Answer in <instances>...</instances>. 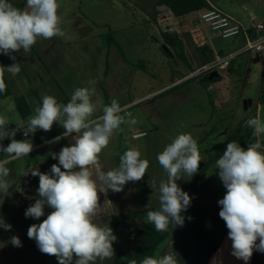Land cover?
Listing matches in <instances>:
<instances>
[{
	"label": "crops",
	"instance_id": "crops-1",
	"mask_svg": "<svg viewBox=\"0 0 264 264\" xmlns=\"http://www.w3.org/2000/svg\"><path fill=\"white\" fill-rule=\"evenodd\" d=\"M206 1L209 8H218L240 22L248 30L251 38L257 35L253 29L254 25L258 22L264 23V0ZM9 2L17 6L21 0H9ZM57 2L59 4L57 14L61 21L59 26L64 35L51 39L38 38L29 52L21 49L11 53L15 60L9 55L0 53V66L7 68L13 63L19 64L18 74L13 75L5 71L4 77L10 87V95H14V100L19 95L24 96L32 115H34V108L42 104L43 96L52 95L58 103L66 104L76 88L93 86L88 84L89 80L95 81L96 89L91 97L96 106L93 119L101 116L103 107L110 105L113 99L122 106L124 111L120 114L126 118L132 110L140 109L139 115L134 117L138 121L135 125L122 124L120 129L114 132L109 145L99 155V164L105 172L117 168L121 155L129 147H135L141 152V158L149 161V168L139 182H128L121 192L108 189L106 193H98L99 211L93 217L94 223L99 226H108L104 218L131 211L144 212L139 217H142V221L148 222L146 213L159 208V192L149 185L154 180L158 189L160 182L167 179V174L159 165L157 154L171 143L175 135L190 133L197 140L200 153L204 157L199 169L209 162L206 151L215 144L229 138L227 143L235 141L247 150L248 144L255 142L257 137L254 135V130L249 128L246 122L250 118H259V112L264 109V95L259 103L245 114L242 124L233 133L226 134L227 129L224 126L218 127L221 123L218 104L225 101L226 94L229 93L225 92L229 90L227 89L229 86L227 79L228 76L231 77L229 72L236 65L235 58L244 54L239 53L244 46L228 53L215 51L213 42L215 37H219L218 34L201 22L199 17L192 22L187 19L190 15L202 11L176 17L168 8L158 5V0H119L112 6L101 7L96 4L87 9L73 6L69 0L67 3L65 1L62 3L61 0ZM25 8L26 5L23 9ZM116 13L118 17H114L113 14ZM172 20L179 21V24L174 26ZM169 26L173 28V31L165 33L163 30ZM73 31L75 32L72 33ZM108 33L114 36L115 44L106 43L105 36ZM243 38L245 40L244 34ZM217 57L228 58V60L220 67L199 73L205 64L214 61ZM175 59L180 61V64H177L179 65L176 74L178 77L175 76L176 78L170 81H162V71L170 61ZM261 62L262 59L253 52L249 60L241 58L237 63L240 67L243 65L256 67ZM213 71L217 72V76L210 79L209 75ZM219 71L226 72L227 79H223ZM197 77H202L203 80H195ZM198 88H201L208 96L207 105L199 104ZM175 89L178 90L177 95L172 98L174 101L171 102L173 105L171 112L179 111L186 114L188 119H192V115L188 116L192 111H211L209 130L206 131L204 128L205 118H193L187 124L189 128H192L186 131L172 122H168L165 127L160 123L163 121L160 113L153 118L144 113L143 106L147 101L157 97L172 96ZM211 90H214V93ZM229 97L228 95L227 99ZM4 101V98H0L1 108L5 106ZM227 121L225 119V122ZM53 126L60 125L54 123ZM52 130L45 132L37 129V135L33 139L35 142L33 151L43 147L56 136H62L65 131L60 127L53 137L44 138V135H49L53 132ZM143 131L146 132L145 136L133 137V134ZM74 135L75 133L72 134ZM72 136L61 140L71 146L74 142ZM260 139L263 141L262 136ZM4 141L3 145L6 147L9 139L6 138ZM227 143L195 184L190 186L197 173L177 181L178 185L192 198L191 201L209 205L212 202H218L225 195L226 189L219 179V170L216 169L215 162L225 152ZM6 158L5 153L0 152V160ZM15 161L6 165L10 169V174L15 173ZM39 165L40 162L35 158L34 163H28L27 167L31 170V166ZM11 182L15 183V181ZM103 187L107 189L106 185ZM35 196L33 191L19 185H12L7 195L0 192V219L11 225V230L14 226L19 228L17 216L25 215L26 209L35 203ZM23 219L25 220L26 217ZM32 224L33 222L26 223L23 226L29 228ZM11 230L6 231L0 228V253H7L5 248L11 236Z\"/></svg>",
	"mask_w": 264,
	"mask_h": 264
},
{
	"label": "clouds",
	"instance_id": "clouds-1",
	"mask_svg": "<svg viewBox=\"0 0 264 264\" xmlns=\"http://www.w3.org/2000/svg\"><path fill=\"white\" fill-rule=\"evenodd\" d=\"M58 8L57 0H26L25 9L14 6L9 0H0V53L15 60L11 53L21 49L29 52L38 38L62 37ZM5 71L16 75L20 72L19 64L0 66V93L7 90ZM88 84L93 86L76 88L66 104L58 103L52 95L43 96L42 104L34 108L26 127L9 129L10 121L0 115V141L6 138L11 141L6 147L0 144V152L7 157L0 160V192L5 195L11 187L7 180L10 169L6 165L33 151L31 142L15 139L17 131L22 129L28 137L37 129L50 131L53 124L58 123L65 131L48 143L75 133L71 146L52 154L59 165L53 164L50 173L31 171L32 176L39 177V198L25 211L26 217L38 220L44 215L45 205L53 209L41 223L28 228L27 236L36 241L42 253L55 256L58 264H97V260L114 256L113 242L117 237L112 228L93 222L99 211L98 193H106L108 189L121 192L128 182H139L149 168V161L141 158V152L129 147L121 155L117 168L102 170L99 155L109 145L114 132L122 124L135 125L138 121L131 114L127 118L121 115L124 109L115 99L103 107L101 116L93 119L96 106L91 97L96 92L95 81L89 80ZM246 123L254 130L255 142L249 143L247 150L235 141L229 142L215 162L226 189L218 201L219 216L228 229L231 255L245 264L254 250L264 253V141L260 139L264 135V122L250 118ZM157 160L167 179L160 182L158 189L154 180L150 183L149 186L159 192V208L148 211L146 219L157 232H166L169 225H184L182 213L191 204L192 198L177 181L196 174L204 157L197 140L190 133H180L157 154ZM0 228L10 231L11 225L0 219ZM11 244L22 246L17 236L11 237ZM129 264L137 262L133 259ZM140 264H178V260L175 253H166L159 258L147 256Z\"/></svg>",
	"mask_w": 264,
	"mask_h": 264
},
{
	"label": "rangeland",
	"instance_id": "rangeland-1",
	"mask_svg": "<svg viewBox=\"0 0 264 264\" xmlns=\"http://www.w3.org/2000/svg\"><path fill=\"white\" fill-rule=\"evenodd\" d=\"M62 3L65 1L66 3L68 0H61ZM73 6L76 5V7H82L83 9H87L89 6H94L96 4H99L101 7H107L112 6L113 3L119 1V0H69ZM105 9V8H104ZM101 14V11L99 12ZM121 14V13H120ZM114 17H118V14H113ZM124 15V14H121ZM200 16V13H194L190 15L187 19L191 22L196 20ZM165 21V20H164ZM167 21V20H166ZM174 26H177L179 24V21L172 20L171 21ZM248 26V24H246ZM73 31L72 33H74ZM264 33V32H262ZM261 35H264L262 34ZM258 35L255 36V38ZM246 40L243 38V34L228 38V39H222L220 37H215L213 42V49L215 51H223L224 53H228L229 51L236 50L241 46L245 45ZM164 43V42H163ZM253 52H246L238 57L235 58V67H232L231 71V77L226 76V72L219 71L220 76L223 77V79L228 80V88L229 90L225 92H229L226 94V99L228 98V95L230 96L229 99H224L225 101H222L220 104H218V111L220 112V122L218 124V127L221 128L224 126L225 129H227L226 134L233 133L243 122L244 116L246 113H248L253 107H255L262 95H264V48L260 51H255L254 53H257L258 58L262 59V62L259 63L256 67L252 66H246L243 65L240 67L238 65V60L241 58H244L246 60H249L250 54ZM166 56V55H165ZM168 59H170L169 54H167ZM180 61H177V59L172 60L168 63L165 70L162 72V81H170L175 79L176 74L179 69V63ZM250 64L251 60L249 61ZM152 74V72H151ZM176 76V77H175ZM202 77H197L195 80H200ZM203 80V79H202ZM177 90L173 92L174 95L172 96H164V97H157L155 99H151L145 103L143 106V111L146 113L149 117H157V113H160V117L163 119L160 123L163 124L166 127V124L168 122H172L173 124L178 125L179 128H182L183 130H189L192 127H188L187 124L189 121L193 120L195 117L199 118H205L206 121L204 122V128L209 130L211 128L210 124V117H211V111L210 112H200V111H192V113L188 116L192 115V119H188L185 115L179 113V111L171 112L173 110V105L171 104L172 101H174L172 98L177 95ZM199 90V104L207 105L208 103V96L205 94V92L198 88ZM214 93V90H211ZM172 93V92H171ZM14 95H10L6 98H4V108L0 107V115L5 116L9 121L10 124L7 126L9 129L17 128V126L20 127H26L27 121L29 117L22 118L20 114L18 113L14 99ZM13 104V108L11 109V105ZM200 110V109H199ZM132 117H136V115H139L141 112L140 109H134L131 111ZM174 114V115H172ZM259 118L262 122H264V109L259 112ZM225 119L228 121L225 122ZM149 121V119H148ZM208 122V123H207ZM223 122V123H222ZM62 126H53L52 131L49 135H44V138H50L55 135V133L58 132V129ZM188 127V128H187ZM181 129V130H182ZM186 130V131H187ZM37 135V132L35 134H29L28 137L23 136V130L17 131L15 139L17 140H24L25 138H28L29 141L32 143L34 142V136ZM177 135H175L176 137ZM263 141H264V135H262ZM52 141V140H51ZM9 139V143H10ZM65 144L67 145V142L64 140H60L55 143H46L43 147L39 148L36 151L31 152L28 156H23L15 161V173L10 174L7 177L8 182L12 185H19L20 187L28 188V190L33 191V193L36 195L35 198L38 199V192L37 189L39 187V177L36 176L35 180L32 182L28 181V167L27 164L30 162L34 163V159L36 158L39 162V166H31L32 170H39L43 173H50L51 166L53 164L59 165L58 159H53L52 154L56 153L58 154L60 150L62 149V146ZM62 168V166H61ZM11 181H15V183H12ZM53 211V209L49 208L47 205H45L44 208V215L40 217L37 221L36 219H33L31 217H26L25 215H19L17 216L16 220L19 221V228L16 226L13 227V230H11V236L8 241V245L5 248L6 254L0 253V264H58V260L55 256H50L47 254L42 253L34 239H30L27 236V226L26 223H32L33 224L41 223L44 219L47 218V215ZM26 219L24 220L23 218ZM15 221V222H16ZM142 221V217L139 216L134 218L132 221L128 222L124 227L120 228L118 232L116 233V241L113 242V249L114 253L116 251L121 252L122 258L124 260V264H129L130 260H133V250L138 244V242L142 239L141 234V225L140 222ZM22 224V225H21ZM23 227V228H22ZM24 228H27L25 231ZM179 230V227L171 234V236L165 240L156 251V258H159L163 256L166 253H172L171 246L176 238L177 232ZM17 236L21 237L20 241L22 246L21 247H15L11 244V237ZM258 243V242H257ZM253 256V255H252ZM252 256L250 260L247 262V264H251ZM114 257V256H113ZM113 257L111 259H105L104 261L97 260V264H110ZM75 260V257H74ZM189 262V256H185L181 258V261H178V264H187ZM257 264H264V253L259 252L257 257Z\"/></svg>",
	"mask_w": 264,
	"mask_h": 264
},
{
	"label": "trees",
	"instance_id": "trees-1",
	"mask_svg": "<svg viewBox=\"0 0 264 264\" xmlns=\"http://www.w3.org/2000/svg\"><path fill=\"white\" fill-rule=\"evenodd\" d=\"M25 5L26 0H21L16 7L23 9ZM158 5L165 6L176 17L187 15L195 11L209 9L206 0H158ZM105 40L108 45L116 43V40L111 33H108L105 36ZM4 80L7 85V90L4 93H0V98H6L11 93L5 77ZM14 101L18 113L22 118L32 115L31 108L24 96L19 95ZM228 140L229 138L221 143L211 146V148L206 151L209 155V162L204 164L202 168L198 170L197 176L190 186L197 182L198 178L209 164L218 157L220 151L226 145ZM4 143V140L0 141V144ZM61 170L63 171V168H61ZM220 209L221 206L218 202L203 205L199 201H191L189 208L182 213L185 218L184 225L182 227L169 225V229L166 232H157L154 225L141 221V234L143 237L133 250L134 260L137 264H140V261L147 256L156 258V251L159 246L179 227L176 238L171 246L172 253L176 254L177 260L181 261V258L189 256V262L187 264H207L208 260L218 249L228 232L225 222L219 216ZM142 213L144 212H122L111 218H104V221L112 228L113 235H116L120 228L124 227L128 222L132 221ZM189 217H191V219H189ZM258 253L259 251L254 250L251 264H257ZM110 264H124L121 252H115Z\"/></svg>",
	"mask_w": 264,
	"mask_h": 264
},
{
	"label": "built area",
	"instance_id": "built-area-1",
	"mask_svg": "<svg viewBox=\"0 0 264 264\" xmlns=\"http://www.w3.org/2000/svg\"><path fill=\"white\" fill-rule=\"evenodd\" d=\"M199 20L204 24L208 25L209 28L218 34L222 39H228L240 34L245 36V45L239 53L246 52H255L260 51L264 48V35L261 33L264 31V23H256L253 27L255 33H257L256 38H251L249 36L248 30L233 17L223 12L218 8H209L200 13ZM165 33L172 32L173 28L171 26L166 27L163 30ZM228 58L217 57L214 61L205 64L200 70L199 73H204L213 70L214 68L220 67L225 63ZM146 135V132H137L133 134L134 138H140ZM31 171L28 172V181H34L36 176H32Z\"/></svg>",
	"mask_w": 264,
	"mask_h": 264
},
{
	"label": "water",
	"instance_id": "water-1",
	"mask_svg": "<svg viewBox=\"0 0 264 264\" xmlns=\"http://www.w3.org/2000/svg\"><path fill=\"white\" fill-rule=\"evenodd\" d=\"M217 76V72L210 73L209 78L213 79ZM231 240L228 238V232L223 238L218 249H221L219 264H240L239 259L231 255Z\"/></svg>",
	"mask_w": 264,
	"mask_h": 264
},
{
	"label": "bare ground",
	"instance_id": "bare-ground-1",
	"mask_svg": "<svg viewBox=\"0 0 264 264\" xmlns=\"http://www.w3.org/2000/svg\"><path fill=\"white\" fill-rule=\"evenodd\" d=\"M259 242V241H257ZM220 254H221V249H217L210 259L208 260L207 264H219L220 261ZM240 264H245V262L242 259H239Z\"/></svg>",
	"mask_w": 264,
	"mask_h": 264
}]
</instances>
